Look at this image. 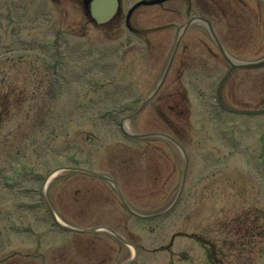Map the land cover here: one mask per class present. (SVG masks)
<instances>
[{
  "label": "rangeland",
  "instance_id": "obj_1",
  "mask_svg": "<svg viewBox=\"0 0 264 264\" xmlns=\"http://www.w3.org/2000/svg\"><path fill=\"white\" fill-rule=\"evenodd\" d=\"M138 1L121 0L114 25L75 34L84 16L73 0H18V25L0 19V264H264V115L217 106L228 65L202 25L188 29L162 88L132 114L160 79L189 15L217 11L214 32L228 54L259 59L264 5L173 0L138 7L133 27L160 26L146 31V46L124 28V10ZM221 95L231 108L264 109V69L233 72ZM129 115V132L167 134L188 155L178 205L162 219L135 218L110 183L70 170L104 173L135 213L167 208L178 192L182 153L160 136L125 137L119 123ZM42 198L60 223L96 230L59 229Z\"/></svg>",
  "mask_w": 264,
  "mask_h": 264
},
{
  "label": "water",
  "instance_id": "obj_2",
  "mask_svg": "<svg viewBox=\"0 0 264 264\" xmlns=\"http://www.w3.org/2000/svg\"><path fill=\"white\" fill-rule=\"evenodd\" d=\"M162 0H158V1H155V2H145V3H148V4H151V3H158ZM263 3H264V0H261ZM94 6H96L97 8H99V10H105L107 11L108 7H112V5H110V2L109 0H97L95 1L94 3ZM112 14V10L108 13V16ZM193 21V19H190L187 24L183 27V30L180 34V37L181 35L183 34V32L185 31L186 27L189 25V23H191ZM206 22V21H204ZM208 24V22H206ZM180 39V38H179ZM214 39V37H213ZM215 40V43L216 45L218 46L220 52L222 53V55L226 58V60L229 62L230 64V67H229V70L227 72V74L225 75V78L235 69H261L264 67V58L260 59V60H257V61H254V62H234V61H231L230 58L227 57V55L225 54V52L222 50V48L220 47V45L217 43L216 39ZM179 43V40L176 42V45H175V48H174V51L172 53V55L174 54L175 50H176V47ZM171 59L170 58V62H171ZM169 62V64H170ZM168 68V67H167ZM224 78V79H225ZM164 79V76L162 77L161 81L159 82L157 88L161 85L162 81ZM223 79V80H224ZM156 88V89H157ZM220 89V87H219ZM218 101H220V98H219V91H218ZM150 99V96L147 98V100H145V102L142 104V106L139 108V110L147 103V101ZM253 114H256V113H264V111H257V112H252ZM126 134V133H125ZM136 137H139V136H136ZM170 139V138H169ZM172 140V139H171ZM173 141V140H172ZM174 142V141H173ZM176 144V143H175ZM178 145V144H177ZM179 146V145H178ZM182 152L183 149L181 147H179ZM185 156V155H184ZM185 170H186V165H185V169H184V173H183V177H184V174H185Z\"/></svg>",
  "mask_w": 264,
  "mask_h": 264
},
{
  "label": "flooded vegetation",
  "instance_id": "obj_3",
  "mask_svg": "<svg viewBox=\"0 0 264 264\" xmlns=\"http://www.w3.org/2000/svg\"><path fill=\"white\" fill-rule=\"evenodd\" d=\"M52 1H59V2H61L62 0H52ZM82 1L83 0H73V2H74V4H75V9H76V11H77V13L79 14V15H81V17H82V15L85 17L84 19H83V21H81V19H79V22H76L75 23V25L74 26H76L77 25V27L75 28V29H78V30H84L85 28H87L88 26H91V27H93V26H97L96 25V23H94V21L89 17L88 18V16H86V15H84V12H83V10H82V7H81V3H82ZM3 3H7V1H4V2H0V9L2 8V5H3ZM10 7H11V16H12V20L14 21L15 19H16V21L18 20V0H12V1H10ZM13 9H14V11L15 12H13ZM2 13H0V17H2ZM13 16H14V18H13ZM67 16H66V12H59V20H63L64 21V19L66 18ZM80 21H81V23H80ZM111 25H114V24H111L110 23V26ZM74 27H71L70 29L72 30Z\"/></svg>",
  "mask_w": 264,
  "mask_h": 264
}]
</instances>
